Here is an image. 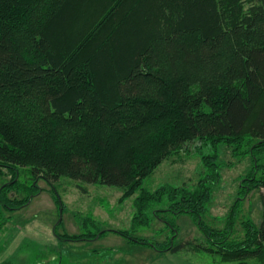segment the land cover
Wrapping results in <instances>:
<instances>
[{
    "label": "trees",
    "instance_id": "16d2710c",
    "mask_svg": "<svg viewBox=\"0 0 264 264\" xmlns=\"http://www.w3.org/2000/svg\"><path fill=\"white\" fill-rule=\"evenodd\" d=\"M195 140L212 149L199 153L204 176L191 191L141 190L134 226H148L149 207L166 197L162 213L191 216L221 261L264 264V0H0V169L11 176L0 187V229L3 210L27 206L39 180L121 187L127 199ZM220 145L252 168L217 229L202 218L220 179ZM20 168L30 184L18 183ZM255 189L262 221L242 220L234 239L239 203ZM166 224L165 248L127 231L54 235L78 243L111 232L173 254L196 248L174 244L178 230Z\"/></svg>",
    "mask_w": 264,
    "mask_h": 264
},
{
    "label": "rangeland",
    "instance_id": "374dc122",
    "mask_svg": "<svg viewBox=\"0 0 264 264\" xmlns=\"http://www.w3.org/2000/svg\"><path fill=\"white\" fill-rule=\"evenodd\" d=\"M92 13L93 11L88 8L76 27L80 26L84 19L87 20ZM246 149L245 146L242 150ZM201 152L210 154L212 149L204 148L203 143L198 140L187 144L179 153L164 160L142 181L140 190L127 199L123 198L121 187L87 185L68 178H60L54 182V189H51L43 180H39L38 193L26 207L15 212L3 213L7 231L0 237V243L6 241L5 245L8 246L5 249L6 255L12 257L14 264L83 263L81 261H87V257L95 250L112 248L120 252L146 247L135 245L111 232L90 242H64L52 233L53 227L59 220L61 224L55 230L58 235L86 233L95 235L103 230L127 231L134 238H142L162 248L167 247L172 240V230L166 224L168 221L178 230L174 244L189 241L196 246L194 250L182 252L185 256L201 264H236L231 261H221L220 255L213 251L191 216L162 213V210L170 204L166 197L149 207L145 214L150 220L148 226L135 227L133 224L136 215L134 201L141 190L152 193L163 186L184 188L189 191L195 188L198 180L204 176L199 158ZM217 154L218 162L221 164L220 179L212 186L211 200L206 206L207 212L202 220L206 226L221 229L236 199H241L239 185L241 180L247 178L252 165L249 158L233 159L229 150L223 145L217 148ZM263 161L264 157L261 162ZM6 171L0 169V187L10 181L11 176ZM33 178L28 170L19 169L18 183H23L26 179L30 184ZM25 196L24 193L17 197L20 199ZM58 197L60 200L57 201ZM262 213L260 193L255 189L239 203L232 238L239 239L242 236L240 223L244 219H250L259 227ZM154 214L158 217H154ZM130 256L135 257V260L140 257L135 252Z\"/></svg>",
    "mask_w": 264,
    "mask_h": 264
},
{
    "label": "crops",
    "instance_id": "0c3cea01",
    "mask_svg": "<svg viewBox=\"0 0 264 264\" xmlns=\"http://www.w3.org/2000/svg\"><path fill=\"white\" fill-rule=\"evenodd\" d=\"M5 212L6 211L3 210V213ZM4 220L6 219L4 218ZM54 228L55 226L52 229L53 234L55 232ZM6 231H7V228H6V221H5L4 225L0 229V237L5 235ZM139 239H142V238H139ZM5 242L0 243V264H14L12 257H9V255H6L7 252H5L6 251L5 249L8 248V246L5 245L6 244ZM135 245L144 246L146 248L143 249L140 247H136L134 248V250L126 249L120 252H116L115 249H112V248H105L101 250L92 251L91 254L87 258L91 259L92 257H94V259L101 261V262H96L93 264H201L198 261L185 256V254H183L182 252L173 254V253H170L169 251H163L162 248H154L151 246H145V245H139V244H135ZM93 252H98V254L99 253L100 254L99 256H97L96 253H93ZM132 252H135L137 255H140V257H138V259L135 260V257L130 256ZM133 261H137V262L133 263ZM81 262H84V261H81ZM75 264H78V262H76Z\"/></svg>",
    "mask_w": 264,
    "mask_h": 264
},
{
    "label": "water",
    "instance_id": "95a60500",
    "mask_svg": "<svg viewBox=\"0 0 264 264\" xmlns=\"http://www.w3.org/2000/svg\"><path fill=\"white\" fill-rule=\"evenodd\" d=\"M59 221H61V220H59ZM59 221H58V222H59Z\"/></svg>",
    "mask_w": 264,
    "mask_h": 264
}]
</instances>
